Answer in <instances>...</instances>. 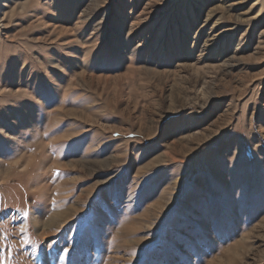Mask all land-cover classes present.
<instances>
[{
	"label": "rangeland",
	"instance_id": "obj_1",
	"mask_svg": "<svg viewBox=\"0 0 264 264\" xmlns=\"http://www.w3.org/2000/svg\"><path fill=\"white\" fill-rule=\"evenodd\" d=\"M0 264H264V0H0Z\"/></svg>",
	"mask_w": 264,
	"mask_h": 264
}]
</instances>
